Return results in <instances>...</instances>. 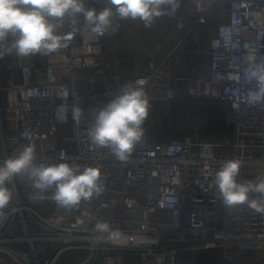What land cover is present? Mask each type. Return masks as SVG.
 I'll use <instances>...</instances> for the list:
<instances>
[{
    "label": "built area",
    "instance_id": "1",
    "mask_svg": "<svg viewBox=\"0 0 264 264\" xmlns=\"http://www.w3.org/2000/svg\"><path fill=\"white\" fill-rule=\"evenodd\" d=\"M85 6L100 10L107 0H85ZM160 8L155 19L187 18L192 12L186 35L195 46L218 16L208 48L199 51L204 56L183 74L174 73L176 58L195 52L181 47L184 40L159 63L110 72L120 43L97 38L82 15L75 23L65 17L57 34L72 38L50 56L13 52L0 58V162L33 143L37 164L63 162V155L69 163L99 166L105 185L98 198L65 209L50 198L54 188L38 206L25 202L20 188L34 189L26 177L16 178L8 185L14 196L0 222V264H57L66 252L84 255L75 264H201L204 252H264V215L247 205L225 206L209 187L221 162L233 157L244 161L238 179L264 176V104L249 103L255 82L246 79L247 62L233 59L246 46L259 49L257 62L264 56V0H166ZM125 21L138 20L113 17L114 26ZM10 43L11 38L5 47ZM140 79L147 82L150 101L145 136L131 159L121 162L107 149L90 146L86 129L123 84ZM188 97L228 104L233 135L147 140L153 104ZM73 106L82 111L78 122ZM97 220L119 228L122 239L98 241Z\"/></svg>",
    "mask_w": 264,
    "mask_h": 264
},
{
    "label": "clouds",
    "instance_id": "2",
    "mask_svg": "<svg viewBox=\"0 0 264 264\" xmlns=\"http://www.w3.org/2000/svg\"><path fill=\"white\" fill-rule=\"evenodd\" d=\"M166 0H107V6L97 10L86 7L85 0H0V58L15 53L17 57L40 54L50 56L67 47L72 34H57L65 17L72 23L80 15L97 38L118 30L113 17L120 20H140L150 27L154 19L162 15L160 5ZM171 3L172 0H167ZM199 8V3L197 4ZM11 38V43H5ZM259 49L246 46L242 57L234 60L247 62L246 79L255 82L248 100L251 104H264V56L258 59ZM145 80L123 84L112 99L100 108L91 125L86 129L90 146L107 149L121 162L131 159L136 147L145 136V121L149 116L150 101L145 90ZM82 111L73 106L72 116L79 121ZM39 163L33 143L23 145L7 159L0 162V222L5 217L13 196L8 185L18 177H26L36 190L30 199H43L44 194L54 188L51 199L62 208L72 209L82 201L89 202L105 191L103 173L99 166L81 165L75 161ZM244 161L238 157L221 162L215 172L210 188L225 206L247 205L249 209L264 215V176L255 179H238ZM251 194L259 198L250 199ZM16 211V209H13ZM93 231L100 235L96 239L116 244L123 234L119 228L105 220H97Z\"/></svg>",
    "mask_w": 264,
    "mask_h": 264
},
{
    "label": "rangeland",
    "instance_id": "3",
    "mask_svg": "<svg viewBox=\"0 0 264 264\" xmlns=\"http://www.w3.org/2000/svg\"><path fill=\"white\" fill-rule=\"evenodd\" d=\"M188 11V10H187ZM187 18H180L176 20L168 19H154L150 27H145L144 23L138 21H125L121 27L115 32H110L105 35V40L108 42H122L128 44L134 51L151 52V50L162 48L163 51H169L173 48L177 40H185L189 49L204 51L208 48L209 40L213 36L214 28L217 25V14L211 18L209 25L201 32L198 45H192L193 37L186 35L190 25L192 24L193 14L188 11ZM187 46V45H186ZM167 53V52H166ZM202 58L204 53H198ZM188 63L184 66L192 68L196 63V54L188 55ZM182 58L178 57L176 60L180 62ZM217 101L213 99H207ZM206 99L199 100L188 97L177 102L162 103L161 114L154 112L148 130L153 139H160L164 133L168 135L165 138L174 135H191L200 138H209L208 134L213 132V129L208 124L209 115L217 113L218 109L213 104L207 105ZM209 114V115H208ZM153 119V120H152ZM153 122V123H152ZM217 133V132H215ZM214 134V133H213ZM10 148V144L8 145ZM25 202L32 206H38L43 200L26 198L28 195L35 194V191L29 188H20ZM220 257L221 259L218 260ZM84 257L82 254L66 252L63 253L57 264H75ZM124 259L127 258L123 255ZM201 264H264L263 251H248L243 253L236 249L225 252L221 249V254L218 252L210 254L204 252L201 257Z\"/></svg>",
    "mask_w": 264,
    "mask_h": 264
},
{
    "label": "crops",
    "instance_id": "4",
    "mask_svg": "<svg viewBox=\"0 0 264 264\" xmlns=\"http://www.w3.org/2000/svg\"><path fill=\"white\" fill-rule=\"evenodd\" d=\"M187 32V31H186ZM180 40H177L175 45ZM192 42V41H191ZM187 45V46H186ZM188 47V44L185 43V40L183 41V45L181 44V47ZM166 52L168 51H157L156 49L151 50V52H139L134 51L133 48H131L128 44H125L122 42V45L120 44V48L115 50L114 55L115 59L111 63L110 72L116 71L117 69H123V70H133V69H143L145 68L149 63H159L166 55ZM199 50H195V52H188L181 54V60L180 62H177V64L174 67V73L175 74H183L189 70L187 67L184 66V63H188V55L190 54H196V62L200 58L199 56ZM196 64V63H195Z\"/></svg>",
    "mask_w": 264,
    "mask_h": 264
},
{
    "label": "trees",
    "instance_id": "5",
    "mask_svg": "<svg viewBox=\"0 0 264 264\" xmlns=\"http://www.w3.org/2000/svg\"><path fill=\"white\" fill-rule=\"evenodd\" d=\"M206 101H207L206 102L207 105L209 103V105L213 104L214 107L218 106L217 107V109H218L217 113L212 112L211 115L208 114L209 115L208 116L209 117L208 124L213 129V132L211 134H208L210 136L209 138L222 139L225 137H231L233 135V127L231 124H229L227 122V119H226V114H227V111L229 109L228 104L222 103L220 101H212V100H207V99H206ZM162 108H163L162 103L153 104L152 112H151V118H152V115L154 114V112H158L161 114ZM151 118H150V120H151ZM149 123H150V121H149ZM149 123H148V125H149ZM215 132H217V133H215ZM167 135H168V133L167 134L164 133L163 135L160 136L161 137L160 139H164ZM174 136H177V135H174ZM146 138L149 141L159 140V139H153L151 133L148 130V126H147Z\"/></svg>",
    "mask_w": 264,
    "mask_h": 264
}]
</instances>
